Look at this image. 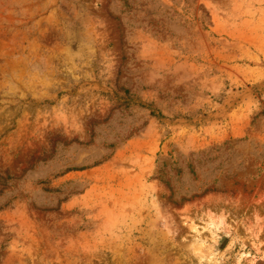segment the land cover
<instances>
[{"label": "rangeland", "instance_id": "1", "mask_svg": "<svg viewBox=\"0 0 264 264\" xmlns=\"http://www.w3.org/2000/svg\"><path fill=\"white\" fill-rule=\"evenodd\" d=\"M0 264H264V0H0Z\"/></svg>", "mask_w": 264, "mask_h": 264}]
</instances>
